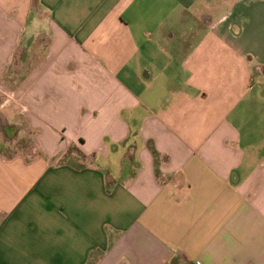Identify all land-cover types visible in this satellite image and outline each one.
Returning a JSON list of instances; mask_svg holds the SVG:
<instances>
[{"label":"crops","instance_id":"obj_1","mask_svg":"<svg viewBox=\"0 0 264 264\" xmlns=\"http://www.w3.org/2000/svg\"><path fill=\"white\" fill-rule=\"evenodd\" d=\"M0 264H264V0H0Z\"/></svg>","mask_w":264,"mask_h":264},{"label":"rangeland","instance_id":"obj_2","mask_svg":"<svg viewBox=\"0 0 264 264\" xmlns=\"http://www.w3.org/2000/svg\"><path fill=\"white\" fill-rule=\"evenodd\" d=\"M191 39H192V38H191ZM191 39H190V43H193L194 40H191ZM180 42H181V41H180V37L177 36L176 40L174 41L175 47H177L176 49L180 48V47H179L180 44H181ZM181 50H182V48L180 49L179 54H181V53L183 52V50H182V51H181ZM177 51H178V50H177ZM177 51H176V52H177ZM180 56H181V55H180ZM175 57H176V60H174V61H180V60H181V59H178L179 56H175ZM70 154H71V151H70Z\"/></svg>","mask_w":264,"mask_h":264},{"label":"trees","instance_id":"obj_3","mask_svg":"<svg viewBox=\"0 0 264 264\" xmlns=\"http://www.w3.org/2000/svg\"><path fill=\"white\" fill-rule=\"evenodd\" d=\"M33 2H34V6L38 5V0H33ZM153 153H154V156L156 157V153L154 151H153Z\"/></svg>","mask_w":264,"mask_h":264}]
</instances>
